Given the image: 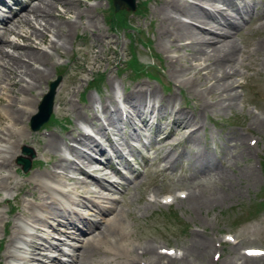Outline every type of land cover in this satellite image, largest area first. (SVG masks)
<instances>
[{
    "label": "rangeland",
    "instance_id": "obj_1",
    "mask_svg": "<svg viewBox=\"0 0 264 264\" xmlns=\"http://www.w3.org/2000/svg\"><path fill=\"white\" fill-rule=\"evenodd\" d=\"M27 1L25 0L24 3ZM142 1L145 0H137L138 3ZM146 1H148L147 6L142 9V12L126 11L128 24L132 30L122 28L114 30L111 28L108 18H112L114 15L110 0H81V3L75 2L69 5L70 12L67 10L68 5L60 2L59 5L57 4L58 11L64 13L66 11L65 17L67 16L66 18L78 24L72 32L73 34L71 33L72 36L69 37V44L67 43L58 53L53 52L47 43L37 38L34 39L33 45L49 52L54 65L49 70V75H51L43 81L39 89L35 88L30 96H36L39 102L42 93L48 89L49 82L61 72L62 82L54 101L57 104L61 94H64V99L68 101L65 105V115H59L53 111L54 118L59 120L62 126L60 123H50L40 130L49 129L50 133H58V136H62L61 138L67 141L71 136L68 132L69 128L75 127L79 123L77 119L79 113L95 123L92 120V115L97 112L102 116L101 106L110 105V101L114 97L122 104L123 99L138 87L148 89V86H151L159 95L165 96L164 98L175 97L176 101L173 107L169 106L167 115L164 116L163 113L158 112L157 114L152 113L149 118L146 115L142 117H145L151 126H145L143 124L145 121H141L137 114H133V118L131 117L125 122V126L119 123L118 127H111V131H113L111 136L118 146L122 147L123 153L127 156L135 151L130 152L128 144H133L141 151H147L148 147L160 148L165 145L166 141V149L171 151L172 155L168 163L165 164L160 157H156V154L153 153L155 150H152V158H156L151 161L152 167H142L145 170V175L140 179L142 183H137L140 186L129 187L125 193L118 194L115 204L118 207L117 210L121 211L123 221L125 220V242L136 247L148 244L162 253L175 250L177 253L183 254L194 237L200 235L202 241L213 242L214 248L210 250L207 257L211 263L197 262L195 264H264L263 256L248 263L241 258L245 255L247 248L264 249V169L262 168L264 128L258 127L253 121V117H257L264 124V67L261 63L264 57L263 53L256 50V44L264 37V25L254 20V22L244 23L241 30L230 29L238 50L234 64L236 63L235 72H239L233 79L235 81L234 90L231 87L223 86L227 92L222 87L223 90L207 94L206 89L217 83L216 79L211 78L216 73H212L211 70H204L199 73L195 69H191L188 62L192 63L193 66L199 64L198 61H194L192 49L186 46L184 42L181 43L182 45L173 44V38L166 36L158 25L157 10L161 6V0ZM185 1L189 3L198 2V0ZM254 1L258 2L257 12L262 14L263 11L264 13V0H253L252 3ZM218 4L224 9V12H227L225 16L228 17V6L224 3ZM203 6L208 8V5ZM78 12L84 13L83 18H77ZM218 15L220 16L218 18L222 17L220 13ZM183 19L188 18L183 17ZM221 20L224 21L222 18ZM193 25L194 27L205 28L198 22L193 23ZM37 28L42 30L39 24H37ZM29 32L30 29L27 26H22L20 29L22 37ZM219 32L221 31H215V33ZM2 34L4 31L0 29V35ZM8 38L24 44L22 38L14 35H9ZM47 38L53 39L50 34ZM139 38L142 43L148 44L149 40V47L142 46L138 41ZM5 49L11 54L17 55L10 47ZM132 49L142 64L154 63L158 65L151 72L155 77L145 75L135 77L128 68L124 67L126 60L130 58ZM155 56H158L159 59L154 60ZM229 63L228 61L226 64ZM102 74L103 79H99L98 84L95 83V88L89 86L93 78L97 79ZM205 74L207 79L204 77ZM1 86L6 87L7 82L4 81ZM1 92L3 91L0 89ZM204 92H206V96L202 97ZM220 93L225 95L221 96ZM113 104L112 101L111 105ZM123 106L125 105L123 104ZM4 108V105L0 104V114H4ZM177 110L187 113L188 120H190L187 125H174L173 119L176 116L174 112ZM195 116L200 129L194 138L201 139L200 145L191 141L192 131L195 128L192 121ZM152 122L156 124L154 125ZM26 128L32 133V140L35 135L44 134L33 132L29 126V120L26 121ZM44 132L47 131L44 130ZM165 135L166 141L160 143L159 137ZM94 138L102 142L104 147H107L108 143L101 141L99 136H94ZM27 143L28 145L31 144L30 147L34 150L36 167L26 174L22 172L16 174V167L13 165L10 173L14 177V181L23 184L30 182L33 174L44 172L45 167L50 168L53 157V153L48 154V152L42 151L43 145L40 142ZM78 147L86 153L89 152L83 146L78 145ZM204 148L210 149L211 156L217 162V169L210 173L202 171L200 166ZM246 149L250 150L247 151ZM160 151L162 152V150ZM70 157L72 158L73 155ZM73 158L76 161L79 160L75 156ZM80 160L82 161L83 158ZM160 163L166 168H157L156 166ZM73 171V169L66 172L60 171L62 172L60 182L62 185L68 183L69 188L76 187L81 194H84L82 189L78 187V183H71L67 180V175ZM188 191L207 195L217 193L223 199L220 198L217 202L205 206L199 211L193 209L188 201L178 198L180 192L188 193ZM16 194L19 195V190L0 191V212H5L8 205L17 210L6 218L10 225L15 222L16 218H22L20 215L23 213L22 204L17 202V198L19 196L22 198V195ZM165 196L177 198L173 203L164 204L165 201L162 198ZM153 198L155 200L152 201ZM87 208L90 209L89 207L80 208L84 213H88V215L86 214L88 218L85 217L97 220L99 218L97 214ZM51 223L55 224L53 221ZM43 230H48L53 234L54 238H48L51 243L52 241L56 244L66 242L60 246L64 250H68L67 253L70 255L74 251L72 245L68 244L76 246L84 244L82 239L62 236L64 235L63 232L55 234L56 232H53L49 227H43ZM65 230L68 229L65 227ZM5 231L7 233L5 232L0 236L2 239L0 264H41L38 261L29 260L30 258L29 261L23 260L21 262H17L15 259L5 260L3 254L6 253L9 234L12 230L7 228ZM39 233L44 235L42 232ZM229 233L235 239L233 243L226 242L225 236ZM55 236H60L61 240ZM82 237L84 238L86 235L83 234ZM34 239L39 243H45L39 236L35 235ZM17 245L19 246V244ZM11 250L14 251L13 248ZM22 250L26 251L24 248ZM58 252L60 253V251ZM50 254H57V251L50 252ZM217 255H219L218 258ZM62 258L68 259L67 256H62ZM41 259L44 262H50L47 258ZM139 259L141 262H145L143 257H139ZM124 263L123 258L109 256L102 251V248L95 251L86 260V264ZM176 263L180 264L179 262L168 263L164 261V264Z\"/></svg>",
    "mask_w": 264,
    "mask_h": 264
},
{
    "label": "bare ground",
    "instance_id": "obj_2",
    "mask_svg": "<svg viewBox=\"0 0 264 264\" xmlns=\"http://www.w3.org/2000/svg\"><path fill=\"white\" fill-rule=\"evenodd\" d=\"M59 2L68 5L67 10L70 12L69 5L75 2L81 3V0H28L26 3L20 4L18 9L12 11L10 17L0 19V29L4 31V34L0 35V89L3 91L0 93V104L5 107L3 109L4 114H0V191L19 190V195H22V198L18 195L17 202L23 206V213L20 215L22 218H16L12 225L6 219L11 215V206L8 205V209L5 212H0V236L6 232L7 228L12 230L9 234L6 253L3 254L4 259L9 261L16 258L11 248L14 251L18 250L16 244L22 242L21 244L31 251V254H29L25 249V253L22 254L25 255L23 258L27 260L30 256V260L38 261L41 264H86L87 258L101 248L109 256L113 255L116 258H123L124 264H164V261L168 263L179 262L180 264L181 262L182 264L211 263L207 257L210 250L214 248V244L210 241H202L200 235L194 237L182 255L175 257L169 254H161L157 251V248H153L148 244L136 247L125 242V220L123 221L121 211L117 210L118 207L115 204L117 200L108 196L110 184L106 183L105 180L93 177L92 180L86 181L79 177H73L74 183H78V187L84 193L82 199L78 200L71 197L66 186L62 185L61 188L52 186V182L59 183L61 180V172L59 171L66 172L72 168L78 174H86L88 176V173L84 170L92 164H97L96 155L103 152L104 148L102 142L95 139L91 133L99 136L101 141L114 147L113 139L109 135L113 132L111 127H118L119 123L125 126V122L130 120L133 114H137L141 121H145L143 124L149 126L150 123L146 121L145 117L142 118L144 115L149 118L152 113L161 112L165 116L168 113L169 106L173 107L176 101L175 97L164 98L165 96L159 95L151 86H148V89L138 87L123 99L122 104L125 106H122L115 97L110 101V105L101 106L102 116L98 113H93L92 115V120L95 123L79 113L77 117L79 123L70 129L71 136H69L67 141L61 138L62 136H58V133L53 132L37 134L32 140V133L27 130L26 121L36 112L38 99L34 95L30 96V94L35 88L39 89L43 81L51 75H49V70L54 65L49 52L33 45L34 39L37 38L47 43L53 52L58 53L69 42V37L78 24L66 18L67 16L65 17L66 11L65 13L58 11L57 4ZM198 3L197 5L185 0H161V6L157 10L158 25H160L161 31L166 36L173 38V44L184 42L186 46L192 49L194 61H198L199 64L193 66L192 63L188 62V65H191V69H195L199 73L204 70H211L212 73H216L211 78L213 80L216 79L217 83L213 84V87L206 89L207 94L218 92L223 86L233 89L235 84L233 79L234 77L236 78V73L238 74L239 72H235L236 63L234 64L238 50L237 44L231 36L230 29H237L241 26L244 15L248 13L252 6V0H198ZM218 3H224L228 6V17L225 15L221 17L224 21L216 17V12L222 13L224 10ZM203 5H208V8L203 7ZM83 12H78L77 18H81L84 14ZM183 17L188 19H183ZM259 20L264 25L263 11L259 16ZM195 22L203 25L206 29L194 27L193 23ZM43 23L44 25H42ZM37 24L42 27V30L37 28ZM22 26H27L30 29V32L24 37L20 34ZM217 30L221 32L215 33ZM49 34L53 37L52 40L47 38ZM9 35L22 38L24 44L10 40L8 38ZM186 41H189V43H186ZM6 47L13 49L17 55L6 51ZM256 50L263 53L264 57V37L256 44ZM201 60L203 62H200ZM228 61L230 63L226 64ZM261 63L264 67V58ZM254 67L256 68V66ZM199 78L201 79V77ZM225 78L227 79L225 80ZM4 81L7 82L6 87L1 86ZM223 89L226 90L225 87ZM206 92H204L205 94L202 97L206 96ZM223 93H220L221 96L225 95ZM64 96V94H61L54 108L59 115H65V105L68 100H65ZM47 99L48 97L41 104L39 114L32 119V126L40 118ZM230 100L232 99L230 98ZM112 101L113 105H111ZM174 115H176L173 119L174 125L183 126L190 121L187 113L181 110L175 111ZM258 119L253 117L255 124L264 128V124ZM196 120L195 116L192 121L195 124V128L192 131L191 141L200 145L201 139L194 138L200 129ZM130 126L132 127V125ZM88 128L91 133L86 131ZM133 129L135 131L134 127ZM34 141L43 145V150L41 149L43 152L53 153L51 158L52 165L50 168L45 167L43 169L44 172L33 174L30 178V183L23 184L14 181V177L10 174L13 162L21 154L22 145L27 142L33 143ZM78 145L85 147L90 153L81 150ZM116 151L118 157L123 156L118 147H116ZM203 152V159L200 161L201 170L209 173L215 171L217 162L211 156L210 149L204 148ZM68 155H73L79 160L83 158L82 161L80 160L81 166H75L74 161ZM58 195H60V199L57 198ZM220 198H222L221 195L217 193L207 195L194 191L189 192L186 201L190 203L193 209L201 211L203 207L217 202ZM63 200H67L73 205L81 204L89 207L99 218L97 217V220L91 221L84 215H78V212L70 211L63 204ZM51 221L55 224L51 225ZM22 224L26 225L28 229L34 230L33 233L25 231ZM43 227H49L53 232H56L55 234L63 232L64 235L62 236L66 237H71L75 234L76 238L84 241V244L82 246L72 245L74 253L71 255L67 252L65 253L58 244L48 241L52 234L48 230H43ZM65 227L68 230H65ZM37 229L44 235L39 233ZM83 234L86 237L83 238ZM35 235L47 242L48 245L46 246L36 241L35 239L37 238L34 239ZM24 236L31 238L30 240L24 239ZM43 247L45 250L50 248V251H60L61 256L67 255L68 259L60 260L56 256L43 254V256H46L44 258L50 260L49 263L44 262L36 256L40 255V250H43ZM139 257H143L145 262H141ZM241 258L245 259L247 263L253 259H258L249 257L246 254L241 256Z\"/></svg>",
    "mask_w": 264,
    "mask_h": 264
},
{
    "label": "water",
    "instance_id": "obj_3",
    "mask_svg": "<svg viewBox=\"0 0 264 264\" xmlns=\"http://www.w3.org/2000/svg\"><path fill=\"white\" fill-rule=\"evenodd\" d=\"M113 4L115 7V10H119L120 8H125L127 10L133 11V10H135V7H136L135 0H113ZM55 85L56 84L51 85V90L44 97V99L46 97H48L47 103L45 105V108L43 109V112H41V114H40V118L37 120V122L35 124H33L34 129H38L44 122H46L49 119V116H50L51 111H52V101H53ZM44 99H43V101H44ZM43 101L41 102V104L43 103ZM41 104L39 105V108H40ZM38 114H39V112L35 116H33V118L36 117ZM18 162L23 164L25 171H27L28 168L30 167V162L26 159H19Z\"/></svg>",
    "mask_w": 264,
    "mask_h": 264
},
{
    "label": "trees",
    "instance_id": "obj_4",
    "mask_svg": "<svg viewBox=\"0 0 264 264\" xmlns=\"http://www.w3.org/2000/svg\"><path fill=\"white\" fill-rule=\"evenodd\" d=\"M112 13H113V17L112 18H109V22L111 23V25L113 27H120V26H125L126 25V17L124 16V12H114L112 10ZM130 65L132 67H134L135 69H138V64H137V60L136 59H132L131 62H130Z\"/></svg>",
    "mask_w": 264,
    "mask_h": 264
}]
</instances>
